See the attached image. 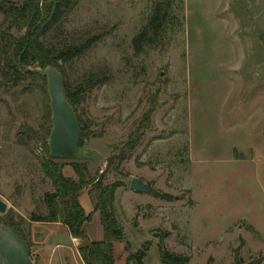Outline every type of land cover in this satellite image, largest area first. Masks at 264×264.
Here are the masks:
<instances>
[{
	"label": "rangeland",
	"instance_id": "obj_1",
	"mask_svg": "<svg viewBox=\"0 0 264 264\" xmlns=\"http://www.w3.org/2000/svg\"><path fill=\"white\" fill-rule=\"evenodd\" d=\"M154 1L80 0L60 25L73 40L98 42L63 67L69 89H80L84 138L56 162L74 180L69 162L86 163L94 183L124 184L113 196L124 231L116 264L144 241L151 246L142 264H161L160 248L188 264H264V0L162 2L178 24L162 36L146 32L148 44L136 50ZM92 71L104 83L81 88ZM48 102L34 76L0 89V200L23 218L35 263L28 214L45 212L43 194L53 187L40 168L42 145H21L20 127L43 132ZM133 177L175 199L130 190ZM92 187L84 190L93 208Z\"/></svg>",
	"mask_w": 264,
	"mask_h": 264
},
{
	"label": "trees",
	"instance_id": "obj_2",
	"mask_svg": "<svg viewBox=\"0 0 264 264\" xmlns=\"http://www.w3.org/2000/svg\"><path fill=\"white\" fill-rule=\"evenodd\" d=\"M80 0H0V13L2 21L0 22V89L9 91L19 85L24 75L39 78L42 83L46 84V78L39 74L25 71V67L38 64L40 68L53 66L63 78V89L65 98L69 105L72 106L76 120L79 124V138L76 150L83 143V125L77 115L79 106L78 92H72L65 80L63 73L64 65L77 57L89 52L98 39L85 36L83 39L73 40L61 29V24L65 17L70 14ZM172 0H155L153 3V13L149 18L145 28L133 38L136 50L141 49L148 40L144 37L146 32L152 31L153 35L162 36L170 25L171 27L178 24V20L168 8L162 9L161 3L166 6ZM5 25V28L2 26ZM169 26V27H170ZM13 28L23 30L21 35L16 36L12 31ZM141 46V47H140ZM98 73L88 74L80 84L81 88H91L95 84H103L98 79ZM46 89V88H45ZM46 127H41L43 132L29 129L25 126L20 127V144L25 145V139H34L43 147V156L40 161V168L46 179L49 180L52 191L43 194L45 212L28 214V222H60L65 225L69 234L78 239H85V233L82 231L84 222L91 218L86 214L79 203V194L88 184L93 185L90 195H93V212L98 211L100 214L101 225L104 230V238L101 241L85 242L80 245L78 252L85 264H114L113 246L114 241L124 239V231L119 225L114 214V192L124 184L120 181L111 182V184L102 185L99 182L89 178L88 167L86 163L69 162L68 164L76 174L77 180L67 177L63 173V163H57L55 158L48 152L47 140L51 128L50 106L46 117L43 118ZM107 164H110V160ZM148 186V185H147ZM150 194L154 198H160L166 201H173L175 197L160 190L152 189L148 186ZM92 192V193H91ZM23 218L13 216L8 211L0 215V225L6 228H13L16 234H19L26 242V238L21 232L20 227L23 225ZM28 245V244H27ZM126 247L128 246L125 243ZM150 242L144 241L139 250L128 254L126 262L129 264L133 261L135 264H142L146 252L150 248ZM125 247V248H126ZM159 250V260L161 264H188L190 259L181 254H174L162 248ZM261 259H255L248 264H260Z\"/></svg>",
	"mask_w": 264,
	"mask_h": 264
},
{
	"label": "water",
	"instance_id": "obj_3",
	"mask_svg": "<svg viewBox=\"0 0 264 264\" xmlns=\"http://www.w3.org/2000/svg\"><path fill=\"white\" fill-rule=\"evenodd\" d=\"M27 72L46 78L50 106L51 128L48 133V152L55 158H71L79 138V124L74 110L65 98L63 78L53 66L40 68L38 64L24 68ZM129 189L137 193H148L149 188L138 178L130 179ZM6 210V203L0 200V214ZM156 236V235H155ZM0 264H37L31 260L27 242L14 232L13 228L0 225Z\"/></svg>",
	"mask_w": 264,
	"mask_h": 264
},
{
	"label": "crops",
	"instance_id": "obj_4",
	"mask_svg": "<svg viewBox=\"0 0 264 264\" xmlns=\"http://www.w3.org/2000/svg\"><path fill=\"white\" fill-rule=\"evenodd\" d=\"M65 169L66 168L63 167V172ZM66 176L74 179L71 175ZM85 192L86 190L83 189L78 197L79 203L84 212L91 215V218L82 225V231H84L86 236L85 239L72 237L67 231L66 226L62 225L60 222H30L31 225L29 226V229L31 238L36 243L34 246L36 248V253L39 256V260L37 261L38 264H79L77 259L85 264L78 252L80 245L87 241H101L104 238V230L101 225L100 214L98 211L93 212L90 200L87 198V192ZM112 246L115 261L114 264H116V256H120L117 252V250H119L120 242L114 241ZM123 259L125 261V258Z\"/></svg>",
	"mask_w": 264,
	"mask_h": 264
}]
</instances>
